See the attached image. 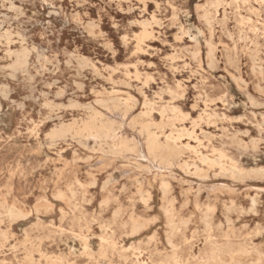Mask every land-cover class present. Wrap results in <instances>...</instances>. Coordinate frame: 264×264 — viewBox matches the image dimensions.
Masks as SVG:
<instances>
[{
  "label": "rangeland",
  "instance_id": "obj_1",
  "mask_svg": "<svg viewBox=\"0 0 264 264\" xmlns=\"http://www.w3.org/2000/svg\"><path fill=\"white\" fill-rule=\"evenodd\" d=\"M0 264H264V0H0Z\"/></svg>",
  "mask_w": 264,
  "mask_h": 264
},
{
  "label": "bare ground",
  "instance_id": "obj_2",
  "mask_svg": "<svg viewBox=\"0 0 264 264\" xmlns=\"http://www.w3.org/2000/svg\"><path fill=\"white\" fill-rule=\"evenodd\" d=\"M211 54L212 53H210V55ZM147 105L150 106V107L152 106L150 103H147ZM180 111H181V109H180ZM181 114H183V112ZM90 129H93L90 125H88V124H85L84 125V130H90ZM66 132H67V129H65V127H61L57 132H55V135L58 136V137H63ZM162 135L163 134L149 133V135H148V143H147V152H148V155L149 156H151L153 158H157V157L160 156V154H162V152L167 151L170 156L175 157V156L181 155V151L183 149L189 150V151L194 150V152L198 154V152L195 150V148L191 147L190 145H184V146H182V144H179L178 143V140L179 139L176 138V137H174L173 135H168V136L163 135V136H165L166 143L164 145H162V143H161V136ZM199 155H200L202 161H208V159L206 157H204L202 154L199 153ZM141 156L143 158H145V156L143 155V153H141ZM223 157L224 156L221 154V158H223ZM168 165L171 166L172 164L169 163ZM184 165L186 167L189 166L187 162H184ZM234 169H238V167L234 166ZM158 170H160V169H158ZM253 203H255L254 200H253ZM136 228L137 227H135V229ZM215 250H216V248H215ZM215 250H212L211 256L208 259H210V260L215 259V257H216Z\"/></svg>",
  "mask_w": 264,
  "mask_h": 264
}]
</instances>
